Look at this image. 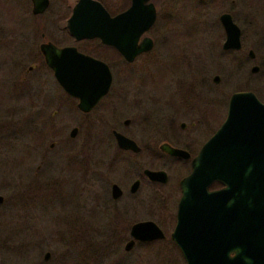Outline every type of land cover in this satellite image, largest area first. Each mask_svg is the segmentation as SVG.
I'll list each match as a JSON object with an SVG mask.
<instances>
[{
	"label": "rangeland",
	"instance_id": "374dc122",
	"mask_svg": "<svg viewBox=\"0 0 264 264\" xmlns=\"http://www.w3.org/2000/svg\"><path fill=\"white\" fill-rule=\"evenodd\" d=\"M49 1L46 12L35 17L30 13L29 0H0V264H184L168 239L135 245L129 252L123 250L125 242L111 241L117 231L115 219L110 208L105 207L108 198L102 182L93 184L96 168L102 174L112 169V181L122 182L136 163L142 168L165 171L169 176L167 186L153 187L145 182L141 187L140 196L145 203L139 218L154 222L169 234V223L157 215L161 209L169 211L175 207V185L188 171V165L162 156L149 159L154 150L148 146H140L145 152L138 157L120 152L110 130L121 127L125 119L139 121V116L136 118L123 100L114 99L112 92L89 114L77 111L76 101L61 91L37 54L40 34L60 46L73 44L62 28L74 0ZM111 1L112 4H105L112 13L121 10L120 0ZM196 1L183 0L189 2L184 7L189 8L188 12L168 21L164 14H172L173 0L154 2L157 18L146 34L153 41L151 58H138L128 66L115 55L108 61L102 54L97 56L106 61L113 85L122 79H159L161 74L162 78L171 79L167 70L172 37L177 32L183 35L193 31L194 39L207 48L205 72L220 67L224 74L214 86L210 78L215 71L210 72L209 86L203 87L206 94L215 96L220 91L228 98L239 91L256 92L246 53L256 35L264 37V0H234L237 12L232 18L240 28L242 46L236 55L237 67L219 52L223 35L217 18L228 10L230 0H205L202 11H198L201 6ZM58 13H63L64 18H55ZM156 57L162 59L155 60ZM263 88L264 80L260 90ZM174 121L187 124V130L179 133L188 136L192 120ZM169 122L174 127L173 119L158 121L161 141H169L165 130ZM217 124L211 125L210 132L196 131L194 137H201L200 142H204ZM73 127L78 131L70 138ZM142 127L147 124L142 123ZM134 129L140 130V124H134ZM125 201L126 197L115 206L121 207ZM126 233L120 231L125 237ZM47 252L50 256L44 261Z\"/></svg>",
	"mask_w": 264,
	"mask_h": 264
},
{
	"label": "water",
	"instance_id": "95a60500",
	"mask_svg": "<svg viewBox=\"0 0 264 264\" xmlns=\"http://www.w3.org/2000/svg\"><path fill=\"white\" fill-rule=\"evenodd\" d=\"M150 0H131L129 8L113 17L92 0H78L66 21L75 40L99 39L127 61L147 52L152 41L143 37L156 14ZM31 14H42L48 0H30ZM225 34L223 49L240 48V31L228 14L219 16ZM45 66L60 89L76 100V108L88 113L106 95L111 74L105 63L83 55L73 47L39 45ZM75 129L70 137L75 136ZM122 150L138 152L129 139L113 133ZM159 149L170 156L189 155L171 146ZM151 181L166 182L162 171H144ZM213 183L222 185L209 190ZM176 224L170 239L184 264H264V105L253 93L230 96L224 122L191 160L190 173L180 180ZM113 189H115L113 187ZM3 197L0 195V205ZM236 204V205H235ZM134 240L163 238L152 222L131 227ZM132 241L125 245L128 251ZM49 253L43 260L47 261Z\"/></svg>",
	"mask_w": 264,
	"mask_h": 264
},
{
	"label": "flooded vegetation",
	"instance_id": "af4514ba",
	"mask_svg": "<svg viewBox=\"0 0 264 264\" xmlns=\"http://www.w3.org/2000/svg\"><path fill=\"white\" fill-rule=\"evenodd\" d=\"M59 1L64 2L63 0H59ZM77 1L78 0H74V3H72L71 6H69V15L65 17L64 26L62 28L66 37L70 39L74 45L63 43V45L60 46L54 42L45 40L43 34H40L41 42L39 43V45L42 43H51L56 48L73 47L76 49L77 52L105 63L107 67L108 65L106 61L110 60L111 58H114V55L120 57L125 63V65L128 66L132 65L138 58H151L150 52L153 49V41L150 37L146 35L151 28L144 35L140 37L141 39L146 36L151 39L152 41L151 49L147 52L135 56L131 61H127L124 58H122L113 47L103 45L99 39L95 38V39L75 40L71 35H69V33L66 30V21L69 18L71 14V10ZM92 1L99 3L109 14L110 17H113L121 12L126 11L129 8L131 2V0H120L119 2L122 5L121 10L112 13V11L107 7L105 3L112 4L113 1L111 0H104L105 2L101 0H92ZM156 1L150 0L149 2L153 4L157 18V10L154 2L159 4L160 0H156ZM173 2L175 3V6L173 7L172 14L170 15L164 14L165 15L164 17L166 18L167 21L170 20V18L178 19L179 17L182 16V12L186 13L189 10L188 5H187L188 10L184 8L185 3H189V2H183V0H173ZM196 2H198V4L201 6V9L198 11H202L206 8V6L203 5V3H205V0H197ZM49 5H50V1L48 0V6L46 10L48 9ZM235 9H236L235 1L230 0L228 10L222 11L219 14V16H221L222 14H228L231 18L232 23L235 24L232 18V15H234L233 12H237L235 11ZM46 10L40 15H33V16L41 17L46 12ZM30 13H31V3H30ZM219 16L217 20L223 35V41L220 46L219 52L223 56V58H228V60L230 62H233V65L237 67L239 66V64L237 62L236 55L240 53L242 47L240 28L235 24L240 31V48L223 49L225 34L223 32L221 24L219 23ZM55 18L62 19L64 18V14L58 13L55 16ZM192 32L189 33L187 32L184 33L183 35H179V33L177 32L172 37L171 42L173 43L172 44L173 46L169 47L168 56L170 58V62L168 66L169 69L167 70L168 72L170 71V74L172 76L171 79L169 80L164 79L162 78L163 76L161 74V77L159 79H151V80L122 79L118 81L117 85H113V79L111 77V83L106 95H104L99 100L100 102L104 97H106L110 92H112L114 93L113 95V97H115L114 99H117V101L123 100V103L125 102L124 104L129 105L128 109L134 112L135 117L139 116L138 117L139 121L132 119H125L122 122L121 127L115 126L110 130V135L112 137L113 144L120 152L138 157L139 154L143 150H145V148L148 146L149 149H151L152 151L154 150V152L148 156L149 159H157V158H161L162 156L176 163H186L188 165V171L186 172V174H184L182 177L178 179L175 185V189L178 192V199L175 203V207L169 211L161 209V213L157 215L162 222L167 221L169 223L170 226L169 234L166 233L165 230H163L159 225L155 224L154 222L150 220H145V221L140 220L139 218L141 215V211L143 209V205L145 203L144 199L140 196L141 187L145 184V182L153 187L167 186L169 182L168 179L169 176L165 171L142 168V166L136 163L132 166L133 171L130 172V176L128 177V179L125 177L123 182L119 180L112 181L113 180V175H112L113 173L111 172L112 169H108L107 171L104 172V174H102L101 169L98 170V168H96L93 171L92 173V178L94 180L93 184H95L96 186L98 182H102L101 187L103 189L104 195L107 196L108 198V200L106 199L104 202L105 207L110 208L113 218L115 219V229H117V231L115 233V236L111 239V241L125 242L124 248L126 244L132 241V246L128 251H126L123 248V250L126 252H129L135 245H147L155 242L165 241L166 239H168V241L172 243V245L177 249L179 255L183 259L175 243L170 239V234L173 231L176 224L177 203L180 198L179 183L181 179H183L190 173L191 160L197 155L201 146H204L205 142L216 132V130L224 122L227 113L228 101L230 99V96L233 94V93L230 94L228 98H226L225 94L221 93L219 90L218 91L220 94L219 95L215 94V96L208 95L205 93V89L203 87L205 85L209 86L208 77L210 76V72L215 71V73L210 78V82L214 86H217L219 84L221 77L224 78L223 76L224 74L221 72L220 67L210 72L207 71L205 72L204 64L206 60L205 54L207 48L206 46H201V44H199L198 41L194 39ZM79 43H83L81 44L82 46L76 45ZM191 44H193L194 46H191ZM39 45L37 50L38 57L40 59L41 64L45 68H47L43 62L42 56L39 53ZM99 54H102V56L106 58V61L104 59H100L99 57H97ZM246 56L250 60V64H251V67L249 69L251 75L250 79L252 83H256L257 86V88L255 87L256 92H251V93H253L256 99L261 104L264 105V88L260 90V87H262L264 80V37L259 38V36L257 35L255 36V38L253 39L252 47L247 51ZM161 59L162 58H157V57L155 58V60H161ZM196 68L197 71L194 70ZM30 69L32 68H28V70ZM193 70H194V75L192 73ZM157 86H159L160 89H157ZM239 92H243V91H239ZM98 103L96 105H98ZM95 106L93 107V109L95 108ZM114 106L112 104L111 109L112 107L114 108ZM91 111H89L88 113H81L80 111L78 112L82 115H87ZM162 118H166V119L169 118L170 120L173 119L174 127H172V123L169 122L168 126L165 128V130H167V133L169 135L168 138L169 141L167 140L161 141L160 139H158V137L161 136V129H162V127L158 126L159 124L158 121L161 120ZM175 119L192 120L189 125L190 128L189 130H191V132L189 133L188 136H181L179 133L180 131L182 132L187 130V124L185 122H179L178 124H175L174 123ZM219 120L221 121L219 122ZM136 123L140 124V130L134 129V124ZM142 123L147 124V127L143 128ZM214 124H217V126L214 128L210 136L204 142H200L201 137L200 138L194 137V133L202 129L204 130V133L207 131L210 132L211 125ZM73 129L76 130L75 131V136H76L78 131L76 127L71 128L69 134ZM137 131L142 133L146 139H144L140 135H137L136 133ZM114 132L132 141L135 144V146L139 148V151L132 152L129 150L120 149L116 144L113 135ZM69 134L68 136L70 137ZM162 145H167L176 149H180L186 152L189 155V157L187 159H183L181 157H174L167 155L159 149V147ZM140 146H143L145 148H142ZM178 146H182V147H178ZM195 146L198 147L194 149ZM52 147L53 144H50L49 148ZM146 170L154 171V172L157 171L164 172L166 175V182L160 183L156 181H151L144 174V171ZM123 173L124 175L127 174V172L125 171H123ZM213 185H217V187L212 188ZM113 187L115 189H113ZM220 188H222V185L218 183H213L209 187V190H217ZM124 197H126V201L123 203V206L121 207L115 206L116 203L119 200L123 199ZM141 222H152L162 232L163 238L154 239L151 241L134 240L130 235L131 227ZM120 231L122 232L126 231L127 232L126 237L124 234H120Z\"/></svg>",
	"mask_w": 264,
	"mask_h": 264
},
{
	"label": "trees",
	"instance_id": "16d2710c",
	"mask_svg": "<svg viewBox=\"0 0 264 264\" xmlns=\"http://www.w3.org/2000/svg\"><path fill=\"white\" fill-rule=\"evenodd\" d=\"M215 187H217V185H213V186H212V188H215Z\"/></svg>",
	"mask_w": 264,
	"mask_h": 264
}]
</instances>
